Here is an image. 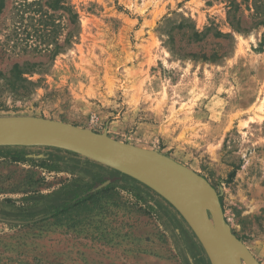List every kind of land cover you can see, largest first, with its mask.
I'll list each match as a JSON object with an SVG mask.
<instances>
[{"label": "rangeland", "instance_id": "374dc122", "mask_svg": "<svg viewBox=\"0 0 264 264\" xmlns=\"http://www.w3.org/2000/svg\"><path fill=\"white\" fill-rule=\"evenodd\" d=\"M0 115L181 162L264 264V0H2ZM23 156L0 155V264H210L156 192L102 189L92 160L55 147ZM79 189L95 193L53 214Z\"/></svg>", "mask_w": 264, "mask_h": 264}, {"label": "water", "instance_id": "95a60500", "mask_svg": "<svg viewBox=\"0 0 264 264\" xmlns=\"http://www.w3.org/2000/svg\"><path fill=\"white\" fill-rule=\"evenodd\" d=\"M0 146H49L72 152L141 182L186 221L210 264H261L232 232L219 194L201 174L159 152L60 120L0 115ZM114 177L99 187L113 181Z\"/></svg>", "mask_w": 264, "mask_h": 264}, {"label": "trees", "instance_id": "16d2710c", "mask_svg": "<svg viewBox=\"0 0 264 264\" xmlns=\"http://www.w3.org/2000/svg\"><path fill=\"white\" fill-rule=\"evenodd\" d=\"M0 1H2V0H0ZM24 148H25V146H0V155L1 156H8V157L16 159V160L24 159V156H23ZM87 160L90 161L89 159H87ZM92 163H94L91 165L93 167V169H92L93 174L95 175L98 182H100V183L105 182L106 180H108L111 177H114V176L107 175L108 170L115 171L116 173L119 174V176L117 178L114 177V180L115 179L116 180L113 183H110L111 182L110 181L108 184L104 185L105 187H103L102 189H109V188H113L116 186H120L123 188H125V187L131 188L134 191H136V193L138 195H140L142 197H145L149 193V191L155 193L149 187L145 186L141 182L135 180L134 178H132L126 174H122L116 170H113L107 166H104V165L97 163V162H94V161H92ZM102 189H99V190H102ZM86 192L87 191L79 189V190L75 191L74 193H72V195L67 197L66 199H62V197L54 198L52 200V204H51V208H53V210H52L53 214H56L57 212L64 211L69 206L78 204L81 200L86 199L87 197L92 196L95 193V192H90V193H86ZM220 202L222 204L221 199H220Z\"/></svg>", "mask_w": 264, "mask_h": 264}]
</instances>
